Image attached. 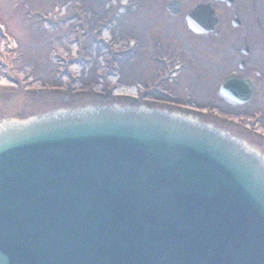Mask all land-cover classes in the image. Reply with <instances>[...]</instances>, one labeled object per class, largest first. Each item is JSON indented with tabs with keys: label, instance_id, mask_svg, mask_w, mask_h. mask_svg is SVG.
Returning a JSON list of instances; mask_svg holds the SVG:
<instances>
[{
	"label": "water",
	"instance_id": "1",
	"mask_svg": "<svg viewBox=\"0 0 264 264\" xmlns=\"http://www.w3.org/2000/svg\"><path fill=\"white\" fill-rule=\"evenodd\" d=\"M0 264H264V149L117 102L5 115Z\"/></svg>",
	"mask_w": 264,
	"mask_h": 264
},
{
	"label": "rangeland",
	"instance_id": "2",
	"mask_svg": "<svg viewBox=\"0 0 264 264\" xmlns=\"http://www.w3.org/2000/svg\"><path fill=\"white\" fill-rule=\"evenodd\" d=\"M31 1L25 7L26 3L21 0H0V20L8 29L10 27L13 43L18 45L17 60L12 58L14 54L7 55V47L0 52V104L10 114L25 118L30 109L29 100H34L35 106L49 100L47 95L62 94L70 85L77 91L113 96L116 89H133L135 80L153 79L154 37L164 45L173 44L177 55L191 58L188 61L192 69L182 73V82L167 86L175 89L180 101L190 99L191 93L201 103L199 106L215 105L223 113L240 115L258 108L264 110V82L256 93L260 102L252 106V110H244L246 106L234 110L218 100L214 84L234 67L232 63L223 62L219 53L213 56L221 62L215 63L211 59L213 56L204 55L201 48L188 46V42L194 40L183 22L190 6L202 0H180L182 13L176 17L166 9L169 0ZM240 1L254 8V0ZM255 1L256 15L259 13L264 22V0ZM54 2L57 7H64L65 15L55 11ZM12 6L15 8L13 15ZM219 9L227 20L225 7ZM41 12L45 16L42 17ZM259 34L258 38L263 36L264 40L262 31ZM256 49L258 58L252 63L260 65L264 72V53L259 47ZM205 63L209 64L208 68ZM194 64L204 77L198 76ZM24 75L30 76V81L24 80ZM25 86L30 95L21 100L17 90Z\"/></svg>",
	"mask_w": 264,
	"mask_h": 264
},
{
	"label": "flooded vegetation",
	"instance_id": "3",
	"mask_svg": "<svg viewBox=\"0 0 264 264\" xmlns=\"http://www.w3.org/2000/svg\"><path fill=\"white\" fill-rule=\"evenodd\" d=\"M205 1L208 2L210 0H205ZM253 4H254L253 9L250 8L244 9V3L238 1V5L236 6V8L231 9L233 16L237 17L239 20L238 22L240 26L237 29H241L240 32L238 30L228 31L223 28L220 29L219 33L215 32V33L201 34V35L191 33V36L193 37L194 40L193 45L195 48H201L204 51V55L206 53V55L208 56H213L214 54L219 53V57L223 62L232 63L234 68L230 70L229 73L232 76H238L239 78L250 80L254 84L256 90L257 88H259L261 82H264V72L260 70L259 68L261 67L260 65L259 67L258 65L256 67L249 65L248 67V63H250V57H252V60L258 58L256 56L257 47H259L260 52L264 53L263 36L258 38V36H260L259 34L260 31H262V34L264 35V25L261 23L260 21L261 19L259 18V16L256 15L258 10L256 8L255 0L253 1ZM213 5H216V2L213 1ZM252 18H254L255 20H252ZM222 22H224V27L227 28L228 22L226 21H222ZM242 39H244V48L240 49V47L237 44H239ZM232 49L234 52L233 56L230 55L229 53L230 50ZM255 49H256V53H255ZM241 53L247 55L246 57L247 60L244 59L245 57L243 58L245 60L243 69H241L242 67L240 66V63H238V67H236V63H235L239 59ZM188 59L191 58L189 57L184 58V60L186 61V66L184 70L192 69V63L189 62ZM211 59L215 60V56L211 57ZM217 61H219V59L215 60L214 62ZM193 68L196 70V67L193 66ZM197 74L200 77H204L198 72ZM224 100H227V104L232 108L233 107L240 108L242 106H247L245 104H240L238 102L229 100L227 98L225 99L223 96L221 97L219 96V101H221V103H224L225 102ZM186 103L192 104L194 106H198L201 104L193 98L191 93H190V99H187Z\"/></svg>",
	"mask_w": 264,
	"mask_h": 264
}]
</instances>
